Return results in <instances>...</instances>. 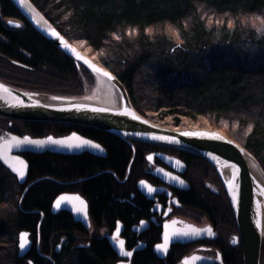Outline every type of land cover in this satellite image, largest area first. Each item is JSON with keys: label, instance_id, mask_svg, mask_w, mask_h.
Wrapping results in <instances>:
<instances>
[{"label": "trees", "instance_id": "1", "mask_svg": "<svg viewBox=\"0 0 264 264\" xmlns=\"http://www.w3.org/2000/svg\"><path fill=\"white\" fill-rule=\"evenodd\" d=\"M30 1L69 42H86L100 56L103 65L124 83L139 114L147 117L161 112V119L171 115L193 121L206 118L251 152L264 170V25L259 29L250 23L256 17L264 23V0ZM200 9L215 17H232L235 23L209 27ZM11 20L21 22L22 28L8 27L6 22ZM168 29L178 33L181 45ZM0 81L22 90L68 97L85 96L86 83L95 85L86 69L79 70L71 58L39 35L9 0H0ZM1 122L7 123L5 130L11 133L22 135L17 131L22 127L33 138L77 131L108 154L106 159L24 155L30 165L27 185L47 182L28 192L22 209L19 203L26 186L21 187L0 163V264H52L39 255L37 243L42 254L51 256V247L72 232L67 213L58 219L52 215L55 199L65 190L83 193L91 200L98 223L106 219L114 210L108 195L116 190V177L124 179L132 147L107 133L76 125L21 123L0 117ZM10 123L15 128H9ZM182 156L213 171L200 159ZM101 172L110 174L97 176ZM89 177L68 188L55 183ZM21 232L30 233L34 242L25 261L18 257ZM261 260L264 264V246ZM54 261L90 264L83 256L78 263L55 257ZM109 263L107 259L105 264Z\"/></svg>", "mask_w": 264, "mask_h": 264}, {"label": "water", "instance_id": "2", "mask_svg": "<svg viewBox=\"0 0 264 264\" xmlns=\"http://www.w3.org/2000/svg\"><path fill=\"white\" fill-rule=\"evenodd\" d=\"M9 1L39 35L71 58L79 70L83 67L94 77L95 85L105 92L106 99L93 100L86 95L68 97L32 92L0 81V117L21 123L76 125L112 135L132 147L134 155L128 178L136 158L135 143L187 154L206 162L215 171L229 200L242 237L244 264H261L264 243V170L255 156L221 130L200 128L193 124L185 127H167L158 123L152 115L142 116L134 108L124 83L97 59L90 58L69 42L30 0ZM8 25L21 28L20 24L14 22H9ZM50 137L66 143L51 144L48 142L49 137L36 139L29 135L19 136L0 130V163L18 180L21 187L26 186L29 178L30 165L23 157L26 154L50 153L78 157L88 153L96 158L107 157L106 150L101 145L78 134L64 138ZM28 141L44 143L36 145ZM95 145H99V148L94 147ZM154 157L151 155L149 160L153 161ZM156 157L168 165L178 162L162 154ZM20 172H24L23 180L20 179ZM99 175L101 174L97 176ZM44 180L36 181L25 189L19 203L20 209L30 189ZM80 208L84 210L77 211ZM61 212L70 213L76 223L90 227L88 205L81 196L62 195L57 198L52 206V213L57 215ZM198 234L199 238L204 239L202 233ZM21 244L25 247L21 248ZM32 246L30 233L21 232L18 239L19 259L26 258ZM112 247L123 255V245L119 247L113 243ZM200 263L196 257L183 262Z\"/></svg>", "mask_w": 264, "mask_h": 264}, {"label": "flooded vegetation", "instance_id": "3", "mask_svg": "<svg viewBox=\"0 0 264 264\" xmlns=\"http://www.w3.org/2000/svg\"><path fill=\"white\" fill-rule=\"evenodd\" d=\"M9 127L12 128V124ZM71 134L82 136L72 131L45 137L63 138ZM158 154L178 162L168 165L156 157ZM133 155L132 150V159ZM151 155L155 156L153 161L149 160ZM85 156L91 155L85 153L70 158ZM129 167L124 179L116 177V190L108 195L114 216L108 214L99 223L93 216L91 200L83 193L65 190L60 195H79L86 201L90 227L76 223L68 212L52 213L57 219L67 213L72 232L63 235L58 246L51 247V256L42 254L39 241L37 252L44 260L56 264L55 257L78 263L83 256L90 264H105L107 259H110L109 264H183L196 257L200 264H244L242 237L214 171L201 162L186 159L182 153L158 148L138 149L128 178ZM102 173L106 172L98 173L99 176L106 175ZM86 179L80 183L76 182L83 180L55 183L68 188L85 183ZM30 184H26V188ZM198 233H202L204 239L199 238ZM113 243L124 246L122 256L112 247ZM33 248L34 242L28 256ZM28 256L21 260L25 261Z\"/></svg>", "mask_w": 264, "mask_h": 264}, {"label": "rangeland", "instance_id": "4", "mask_svg": "<svg viewBox=\"0 0 264 264\" xmlns=\"http://www.w3.org/2000/svg\"><path fill=\"white\" fill-rule=\"evenodd\" d=\"M200 16H202V18L204 20H206L207 22V25L209 27H212V26H221L223 24H225V22H228V26L229 27H232L235 23V21L233 20L232 17H215L213 16L212 14L204 11V9H200V13H199ZM243 22L247 23L248 21L247 20H244ZM251 24L257 26V28L259 29H262L264 23H263V20L261 18H254L251 20L250 22ZM135 34V33H133ZM168 34L173 37L174 41L181 45L182 44V41L178 35V33L174 30H170L168 29ZM82 52H84L86 55H88L90 58H93V59H97L101 64H103L100 60V56L98 54H95L93 49L91 47H88V45L86 44V42H78V43H74ZM88 52V54H87ZM155 66V65H153ZM86 96L90 99H101L102 100V97L100 96L101 94L99 93V89L97 87V85H94V86H91V85H88L86 83ZM154 115V119L164 125V126H167V127H176V126H179V127H185V126H188L189 124H193L194 126H197V127H200V128H205V127H210V128H215V127H212V125L209 123V121L206 119V118H203V117H199L197 120L193 121L187 117H178V118H175L174 116H167L165 117L164 119H161V112H158V113H153ZM2 123V122H1ZM6 124L7 123H2L0 124V128L2 130L6 129ZM14 125H12L13 127ZM15 128V127H13ZM234 130L236 131L237 130V126H234ZM17 131L21 132V134H26L24 131H23V128H18ZM222 132L225 133V131L223 129H221ZM261 264H262V260H261Z\"/></svg>", "mask_w": 264, "mask_h": 264}, {"label": "snow or ice", "instance_id": "5", "mask_svg": "<svg viewBox=\"0 0 264 264\" xmlns=\"http://www.w3.org/2000/svg\"><path fill=\"white\" fill-rule=\"evenodd\" d=\"M104 75L107 76L108 74L107 73H104ZM109 78L110 79H115V77H109ZM185 135H188V134L185 133ZM215 139H218V138H215ZM48 142L51 143V144H64V143H66L65 141L53 140L51 137L48 138ZM28 143H30V144H36V145H42L44 142L43 141H28ZM85 143H87V141H85ZM94 147L99 148V145H95ZM19 175H20V179L23 180L24 179V172H20ZM81 204H83V201H81ZM57 206H59V204ZM83 210H84V208L77 209V211H83ZM20 247L21 248H24L25 245L24 244H21ZM129 255H130V253H129Z\"/></svg>", "mask_w": 264, "mask_h": 264}, {"label": "bare ground", "instance_id": "6", "mask_svg": "<svg viewBox=\"0 0 264 264\" xmlns=\"http://www.w3.org/2000/svg\"><path fill=\"white\" fill-rule=\"evenodd\" d=\"M87 54H88V52H87ZM99 89V88H98ZM99 93L101 94L100 96L103 98V99H106V94H105V92L101 89V87H100V89H99Z\"/></svg>", "mask_w": 264, "mask_h": 264}]
</instances>
